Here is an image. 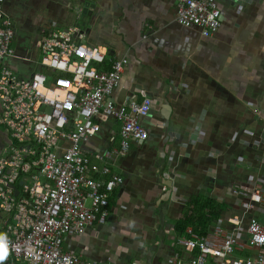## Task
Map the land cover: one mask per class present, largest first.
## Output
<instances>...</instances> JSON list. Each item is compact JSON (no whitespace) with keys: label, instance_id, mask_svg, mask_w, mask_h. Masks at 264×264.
<instances>
[{"label":"crops","instance_id":"crops-1","mask_svg":"<svg viewBox=\"0 0 264 264\" xmlns=\"http://www.w3.org/2000/svg\"><path fill=\"white\" fill-rule=\"evenodd\" d=\"M215 1L220 27L203 37L178 24L173 0H5L15 57L4 65L17 78L49 74L39 65L41 45L58 34L105 53L103 63L94 65L99 70L127 59L110 98L116 106L151 103L140 119L147 139L131 142L125 154L105 158L119 149L120 136L119 123L104 114L97 119L99 132L81 142L84 158L107 166L122 184L109 198L103 225L64 240L63 249L79 259L175 264L192 255L178 241L191 233L210 235L218 221L225 233L232 217L241 220L243 231L250 219L264 226V0ZM10 144L0 124V154ZM235 187L238 195L232 194ZM254 189L261 200L244 212L241 202ZM193 200L211 201L215 209L207 206V220L195 216L193 227L180 231L176 226L192 215ZM242 241L248 243L245 233ZM247 245L232 257L255 256Z\"/></svg>","mask_w":264,"mask_h":264},{"label":"built area","instance_id":"built-area-1","mask_svg":"<svg viewBox=\"0 0 264 264\" xmlns=\"http://www.w3.org/2000/svg\"><path fill=\"white\" fill-rule=\"evenodd\" d=\"M173 1L181 26L197 28L203 37L218 31L221 12L215 0ZM231 1L238 5L245 0ZM4 3L0 0V124L15 144L0 154V235L6 244L2 264H108L81 260L63 249L67 237L105 223L109 198L122 184L107 166L91 165L80 145L99 132L97 119L104 114L119 123L120 136L119 149L105 153V158L125 154L131 142L147 139L140 119L148 115L151 103L143 99L116 106L110 98L120 85L127 59H115L109 69L99 70L94 65L103 63L105 53L64 42L58 34L41 45L39 65L49 74L17 78L4 65L6 58L15 57L12 22ZM62 37L68 38V33ZM96 173L106 178L96 179L92 176ZM254 190L241 202L244 212L261 200ZM232 194H239L238 187ZM226 223L231 226L228 233L218 221L210 235L191 233L180 239L178 243L192 255L175 264H205L209 258L217 264H264V226L250 219L243 231L236 217ZM244 233L248 245L242 241ZM246 245L257 250L255 256L232 257Z\"/></svg>","mask_w":264,"mask_h":264},{"label":"trees","instance_id":"trees-1","mask_svg":"<svg viewBox=\"0 0 264 264\" xmlns=\"http://www.w3.org/2000/svg\"><path fill=\"white\" fill-rule=\"evenodd\" d=\"M191 214L192 215H186V217H184L183 220H180L176 226V228L180 231H183L187 226H192L193 227V219L195 216L198 217L199 220L203 219V221L207 220L206 215H204L205 213L203 212V210L208 206L209 208H212V210H214L215 208H213V202H209V201H203V200H193L191 201ZM211 211H208V213L211 215L210 213ZM213 218H216V215L214 214ZM202 221V223H204ZM194 230V229H193Z\"/></svg>","mask_w":264,"mask_h":264},{"label":"clouds","instance_id":"clouds-1","mask_svg":"<svg viewBox=\"0 0 264 264\" xmlns=\"http://www.w3.org/2000/svg\"><path fill=\"white\" fill-rule=\"evenodd\" d=\"M6 244L4 242V237L0 235V264L6 258Z\"/></svg>","mask_w":264,"mask_h":264},{"label":"rangeland","instance_id":"rangeland-1","mask_svg":"<svg viewBox=\"0 0 264 264\" xmlns=\"http://www.w3.org/2000/svg\"><path fill=\"white\" fill-rule=\"evenodd\" d=\"M85 204H87V205H88L89 203H88V202H87V203L85 202Z\"/></svg>","mask_w":264,"mask_h":264}]
</instances>
